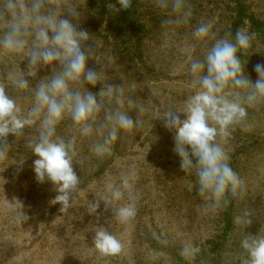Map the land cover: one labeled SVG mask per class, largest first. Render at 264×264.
I'll use <instances>...</instances> for the list:
<instances>
[{"label":"rangeland","instance_id":"rangeland-1","mask_svg":"<svg viewBox=\"0 0 264 264\" xmlns=\"http://www.w3.org/2000/svg\"><path fill=\"white\" fill-rule=\"evenodd\" d=\"M173 2L168 0L166 8L161 0L137 2L135 15L148 30L147 41L138 53L141 55L133 51L122 57L116 55L113 40L109 47L97 39L85 42V47L95 50L87 67L100 74L95 87L85 88L98 100L103 93V107L91 136H80L67 115L56 126L57 138L75 137L72 166L80 182L67 212L60 209V204H50L56 195L51 183H39L34 177L32 162L36 157L30 145L39 135L40 121L25 127L20 135L5 139L7 155L0 159V264H242L246 253L241 241L248 235L264 237V100L244 105L246 117L228 129L227 137L216 138L241 181L236 192L226 193L219 205L199 195L195 169L182 170L180 157L174 152V133L165 127L163 116L169 109L181 110L195 91L187 50L200 47L202 53L191 58L201 59L217 39L231 35L226 31L227 0H184L183 10L191 12L186 23L176 22L182 12L174 11ZM60 3L76 7L78 30L89 17L98 23L102 20L100 28L106 27V19L95 15L101 6L98 0ZM245 3L249 12L264 19V0ZM125 15L120 20L127 15L136 18ZM201 24L209 25L210 32L208 37L196 39L193 33ZM239 31L246 32L245 28ZM242 54L254 57V51ZM241 63L246 76L255 83L258 77L254 58L244 61L242 57ZM27 66L23 54L0 51V85L16 101L22 116L34 105L40 79L52 72L51 68L41 67L35 77L25 76L28 88L16 89L9 76L26 71ZM109 85L122 91V103L107 95ZM128 99L136 107L129 109ZM140 107L145 111L141 112ZM115 110L126 112L141 126L120 131L111 153L97 156L93 146L102 143L104 136L96 134L95 129L103 126L106 135L110 124L105 113ZM179 117L184 118L183 114ZM129 173L134 175L135 216L119 223L103 202L96 213L89 214L88 206L96 202L97 194ZM15 200L22 207L8 206V201L16 204ZM126 203L127 198L114 206ZM237 217L251 223H237ZM99 227L120 240L122 249L118 254L104 256L94 248ZM188 245L199 249L195 256L184 255Z\"/></svg>","mask_w":264,"mask_h":264},{"label":"clouds","instance_id":"clouds-1","mask_svg":"<svg viewBox=\"0 0 264 264\" xmlns=\"http://www.w3.org/2000/svg\"><path fill=\"white\" fill-rule=\"evenodd\" d=\"M112 5L115 12L131 7L132 0H116ZM167 7L168 0H161ZM172 7L182 12L177 23H186L191 16L184 11V0H174ZM79 12L74 6L60 3V0H0V51L6 54H23L28 60L26 71L10 74L9 79L16 89L29 87L25 76L35 77L41 67L52 69L50 75L40 79L35 89L34 105L26 116L12 99L4 85H0V159L7 155L4 143L9 135H20L25 127L40 121L38 137L31 143L36 159L32 162L35 180L50 182L56 195L50 204H60L65 212L70 208V199L80 179L73 169L75 137L69 140L55 136L56 126L67 115L71 118L80 136L88 137L94 132L93 124L103 107L102 92L97 95L85 88L95 87L100 74L87 67L91 49L85 47L90 39L86 31L78 30ZM75 22V23H74ZM210 26L201 24L193 35L196 39L208 37ZM252 36L238 31L234 41L217 39L203 59H192L188 71L192 76L194 93L190 95L179 111L169 109L163 120L165 127L174 133V152L181 160V169H195L198 192L205 200L216 205L224 201L228 192L235 193L241 181L228 164V156L217 136L227 137L228 129L247 115L244 105L252 106L264 100V65L257 64V80L252 83L244 73L238 53L249 49ZM109 97L115 96L117 103L122 91L109 85ZM129 109L136 107L128 99ZM145 111L143 107L139 109ZM179 114H183L180 119ZM110 128L104 135L103 126L95 129L103 135L102 143H96L93 151L97 156L111 153V145L120 131L139 128L141 122L133 120L126 112L115 110L105 113ZM96 202L90 203L88 213L94 214L103 202L110 207L119 223H126L136 214L134 175L122 176L120 182L108 183L97 194ZM127 198L128 203L114 206ZM16 201V200H15ZM10 208L22 207L8 201ZM247 216V214H245ZM237 223L251 221L237 217ZM94 248L104 256L116 255L122 249L120 240L104 227L95 231ZM246 253L242 264H264V237L246 236L240 244ZM199 251L191 245L185 246L186 256H195Z\"/></svg>","mask_w":264,"mask_h":264},{"label":"trees","instance_id":"trees-1","mask_svg":"<svg viewBox=\"0 0 264 264\" xmlns=\"http://www.w3.org/2000/svg\"><path fill=\"white\" fill-rule=\"evenodd\" d=\"M101 6L99 7L98 13L95 15L97 17L105 18L106 27L104 29L100 28L102 20L98 23L96 19L91 17L85 19L82 23L83 31H86L90 39L101 40L103 46L109 47L110 40H113L114 46L116 47L115 54L118 56L129 55L131 51L137 52V55L141 52V48L144 45V40L147 41L146 37L148 30L147 27L137 19L135 12L137 11L139 0H132L131 7L125 10H120L119 15L112 9V5L115 4L117 8L119 5L116 4V0H98ZM228 5L226 6L229 12L228 22L226 31L230 33L231 36L225 37V39L233 40L236 33L240 28H245L246 32L252 36L251 46L249 51H254V57L242 54L243 51L238 53L240 60H248L254 58V66L257 64L264 65V19L257 17L255 14L249 12V6L246 5L245 0H227ZM137 3V4H136ZM136 8V10H134ZM139 8L143 9L142 6ZM129 13L131 16H136L135 19L127 18L120 20L125 14ZM91 16V15H90ZM126 16V15H125ZM118 17V18H117ZM142 17V15H140ZM246 22L247 26H244ZM80 30V29H79ZM93 52L94 48H90ZM118 50V54H117ZM190 52V57L202 53L200 47L196 49L187 50ZM245 51V50H244ZM132 52V53H133ZM136 55V54H135ZM204 54L201 55V59L204 58Z\"/></svg>","mask_w":264,"mask_h":264}]
</instances>
